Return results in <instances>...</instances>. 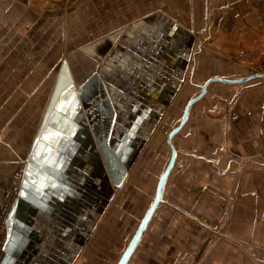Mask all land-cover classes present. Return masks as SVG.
<instances>
[{"label":"crops","instance_id":"obj_1","mask_svg":"<svg viewBox=\"0 0 264 264\" xmlns=\"http://www.w3.org/2000/svg\"><path fill=\"white\" fill-rule=\"evenodd\" d=\"M8 1L34 10L30 0H2L0 7ZM99 1L101 36L83 51L101 63L86 75L84 64L76 69L64 59L76 88L94 72L102 75L116 111L108 145L129 163L127 177L119 186L111 183L101 132L80 100L61 98L36 141L60 65L40 114L37 107L24 111L32 126L21 124L18 144L0 147V204L15 166L25 168L0 264H118L170 161L167 138L183 112L166 138L159 124L184 86L193 42L198 49L188 79L199 88L193 97L211 78L256 73L252 65L264 56V0H204V6L193 0L194 21L154 12V0ZM178 2L186 8V0ZM144 8L151 12L123 22L122 10ZM203 37L215 41L216 57L227 66L207 77L197 71ZM223 87L235 96L220 95ZM172 141L177 157L162 201L127 264H264V78L211 82Z\"/></svg>","mask_w":264,"mask_h":264},{"label":"rangeland","instance_id":"obj_2","mask_svg":"<svg viewBox=\"0 0 264 264\" xmlns=\"http://www.w3.org/2000/svg\"><path fill=\"white\" fill-rule=\"evenodd\" d=\"M142 1L145 3L146 0ZM168 1L154 0L152 10L154 12L162 11L175 19L194 21L193 0H186V8L180 7L181 3L178 0ZM1 2L2 0H0V4ZM29 2L34 10L26 8L20 1L12 3L8 1L6 2L9 4L7 8L0 7V147L5 141L18 144L19 137L22 135L23 138V133L19 132V129L26 126L28 130L32 126L28 127L24 121V117H26L24 111L33 114L34 108L37 107L35 112L40 114L64 58H67L72 67H76V69L79 64H84L86 75L97 68V63H101L99 60L95 63L94 58L84 55L85 51H83L101 36V1L30 0ZM165 2L167 3L163 4ZM200 3L204 6V0H200ZM209 5H211L210 2L205 4L207 9L202 6L200 11L203 15L202 19L206 17L205 12L207 15L209 14ZM199 10L198 8L196 18ZM124 11L122 10L121 15L123 22L130 16L134 17L136 12L144 13L149 10L144 8ZM187 26L192 29L194 27L192 23ZM201 42L202 55L210 53L213 55L210 58V56L202 57V55L200 57L198 54L196 59L200 66L198 65L197 71L201 70L206 77L224 71L227 66L224 65L222 57H216L220 51L219 47L213 43L215 41L203 37ZM197 43L193 42L190 49L184 86L176 97V103L164 113L159 124V130H163L165 138L168 131L178 123L185 102L199 91V88L194 87L188 79L192 73L194 55L198 49ZM263 64L264 56L252 65V71L261 72L260 67ZM219 93L227 98L235 96L231 89L226 87H223ZM19 96L21 100L18 98L19 102L15 103V98ZM39 99L41 102L37 103L36 101ZM4 132L5 135H3ZM28 136L26 135V140H28ZM163 138L160 141L161 145L164 144ZM21 167L23 165L17 164L12 171L9 183L2 191V200L4 191L12 184L13 174ZM23 169L25 168L23 167ZM160 170L156 172L153 181L156 182ZM23 171L25 172V170Z\"/></svg>","mask_w":264,"mask_h":264},{"label":"water","instance_id":"obj_3","mask_svg":"<svg viewBox=\"0 0 264 264\" xmlns=\"http://www.w3.org/2000/svg\"><path fill=\"white\" fill-rule=\"evenodd\" d=\"M252 78H264V72H256L248 77L241 79H228L223 77H214L205 82L201 87V92L190 99L186 104L182 119L178 126L172 129L168 135L167 142L171 148V158L170 161L161 174L157 188L155 197L148 208L146 214L142 218L136 232L134 233L132 239L130 240L128 246L124 250L118 264H127L133 252L137 248L153 214L155 213L157 207L162 201L163 189L166 183V180L173 169L177 157V150L173 143V137L184 127L190 107L192 104L200 100L208 87V85L213 81H219L224 83H242L248 81ZM73 91H76L73 92ZM79 99H78V98ZM63 99L64 102L67 99L71 101L77 102L80 100L82 102L83 108L88 116L89 123L92 126L93 130L96 132H101V136H98L97 139L101 146V154L106 165V169L111 180V183L115 186H119L126 179L128 174V167L117 158V156L111 151L108 145V134L111 131L113 126V122L115 119V110L113 105L109 102L108 95L105 91V83L103 81V77L100 72L96 71L78 88L74 85V81L72 78V74L69 68V63L67 59H63L61 64L58 77L56 79L54 88L52 90L50 100L45 112V118L43 120V124L39 130L38 136L36 138L39 139V134L41 133L45 120L47 119V115L56 107L59 103L60 99ZM62 104V103H61ZM64 104V103H63ZM63 104L59 106V109H62ZM101 115V116H100ZM101 119H100V118ZM9 219V217H8ZM8 225V221H7Z\"/></svg>","mask_w":264,"mask_h":264},{"label":"built area","instance_id":"obj_4","mask_svg":"<svg viewBox=\"0 0 264 264\" xmlns=\"http://www.w3.org/2000/svg\"><path fill=\"white\" fill-rule=\"evenodd\" d=\"M261 72H264V64L260 67ZM25 169L23 167L19 168L12 176V184L4 191L3 200L0 204V250L3 244L7 240V221L11 211V207L19 194L20 191V178H23V173ZM20 171L22 175H20ZM19 176V177H18Z\"/></svg>","mask_w":264,"mask_h":264},{"label":"bare ground","instance_id":"obj_5","mask_svg":"<svg viewBox=\"0 0 264 264\" xmlns=\"http://www.w3.org/2000/svg\"><path fill=\"white\" fill-rule=\"evenodd\" d=\"M19 174L22 175V172L20 171ZM103 174H104V173H103ZM18 177H19V176H18ZM19 179H20L19 181H20V183H21L22 178L19 177ZM105 180H106V178H105ZM107 180H108V179H107ZM107 180H106V181H107ZM109 187H110V186H109ZM107 189H109V188L107 187Z\"/></svg>","mask_w":264,"mask_h":264}]
</instances>
